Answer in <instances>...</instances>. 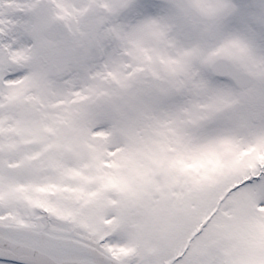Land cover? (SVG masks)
<instances>
[{
  "label": "snow or ice",
  "instance_id": "obj_1",
  "mask_svg": "<svg viewBox=\"0 0 264 264\" xmlns=\"http://www.w3.org/2000/svg\"><path fill=\"white\" fill-rule=\"evenodd\" d=\"M0 264H264V0H0Z\"/></svg>",
  "mask_w": 264,
  "mask_h": 264
}]
</instances>
